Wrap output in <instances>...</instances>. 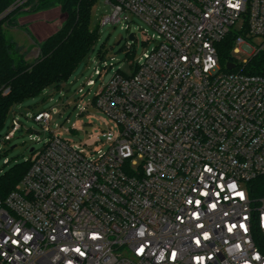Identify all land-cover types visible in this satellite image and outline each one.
<instances>
[{
	"label": "built area",
	"instance_id": "obj_1",
	"mask_svg": "<svg viewBox=\"0 0 264 264\" xmlns=\"http://www.w3.org/2000/svg\"><path fill=\"white\" fill-rule=\"evenodd\" d=\"M51 1L13 0L0 23ZM105 5L101 25L137 18L158 44L130 76H104L94 99L75 105L103 125L89 132L102 133L94 155L64 136L79 119L63 132L51 126L60 110L34 114L50 137L0 197V264H264V77L246 72L264 53V0ZM233 31V52L251 60L224 71L217 44ZM19 131L16 121L4 139Z\"/></svg>",
	"mask_w": 264,
	"mask_h": 264
},
{
	"label": "rangeland",
	"instance_id": "obj_2",
	"mask_svg": "<svg viewBox=\"0 0 264 264\" xmlns=\"http://www.w3.org/2000/svg\"><path fill=\"white\" fill-rule=\"evenodd\" d=\"M64 2L65 0H52L37 13L17 15L15 26H3L8 38L16 43L21 54H25L28 63L33 64L39 57L44 39L61 29L64 15L60 8ZM107 9L105 0H97L93 5L91 19L93 26L98 29V41L90 57L78 67L70 80L60 89H46L40 96L17 104L11 109L0 131V177L16 164L30 161L33 156L31 150H40L48 142L49 134L45 133L43 127L33 118L34 114L42 110L52 108L60 110L61 114L54 117L51 126L54 129L55 123H64V128L61 129L63 132L65 129L69 130L79 119L82 122L81 128L77 131L66 132L64 136L72 139L73 144L85 154H95L91 149L103 140L102 133L98 131L97 135L91 136L89 132L94 128L102 129L103 125L95 120H93V125H88L86 115H78L79 110L75 108V105L82 100L86 103L91 102L101 87L104 76L108 81L118 70L130 76L133 67L140 61L143 53L154 49L158 44V34L137 18H133V22L122 21L117 24L101 25L100 19L106 14ZM20 20H22L21 23H19ZM242 24L240 21L237 27H241ZM131 34L135 35L134 41L129 39ZM129 47L131 48L130 53H128ZM231 55L238 63L251 60L249 53L242 48L239 53L232 51ZM104 63L109 66V70H104L103 75L97 77L94 74V68L96 65L103 68ZM88 83L93 84L91 91L88 90ZM6 86L11 91L10 86ZM91 113L101 116V112L95 108L91 109ZM66 118H69L70 122H67ZM16 121L20 122L24 133L6 141L4 138L13 129ZM103 130L106 128L104 127ZM6 159L9 160L8 164H5Z\"/></svg>",
	"mask_w": 264,
	"mask_h": 264
},
{
	"label": "trees",
	"instance_id": "obj_3",
	"mask_svg": "<svg viewBox=\"0 0 264 264\" xmlns=\"http://www.w3.org/2000/svg\"><path fill=\"white\" fill-rule=\"evenodd\" d=\"M96 1L65 0L61 8L64 15L62 27L44 39L40 55L33 64L27 62L25 54H21L16 43L8 38L3 22L0 23V75L2 82L11 88L7 95L0 94V131L15 105L40 96L46 89L62 88L78 67L90 57L99 37L98 29L93 26L91 19V9ZM12 2L13 0H0V15ZM236 36L233 31L217 44L224 71L234 61L231 54ZM246 72L264 77V53H259L249 62ZM29 168L30 161L16 164L3 174L0 177V197H6L15 189ZM259 181L264 183V177ZM262 251L264 253V241Z\"/></svg>",
	"mask_w": 264,
	"mask_h": 264
},
{
	"label": "water",
	"instance_id": "obj_4",
	"mask_svg": "<svg viewBox=\"0 0 264 264\" xmlns=\"http://www.w3.org/2000/svg\"><path fill=\"white\" fill-rule=\"evenodd\" d=\"M133 39H134V36L131 35V36H130V40H133ZM234 67H235L234 64H229V65L227 66V68H228L229 70L234 69ZM20 135H22V131H19V132L17 133V136H20ZM12 149H13V148H12ZM31 151L33 152L34 149H32Z\"/></svg>",
	"mask_w": 264,
	"mask_h": 264
}]
</instances>
